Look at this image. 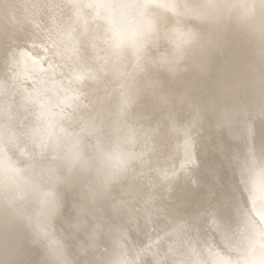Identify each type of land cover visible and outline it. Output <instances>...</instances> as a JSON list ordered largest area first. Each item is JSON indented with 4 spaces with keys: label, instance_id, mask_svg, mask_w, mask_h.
I'll return each mask as SVG.
<instances>
[{
    "label": "clouds",
    "instance_id": "9594fccd",
    "mask_svg": "<svg viewBox=\"0 0 264 264\" xmlns=\"http://www.w3.org/2000/svg\"><path fill=\"white\" fill-rule=\"evenodd\" d=\"M106 2L109 7L98 17L89 6L93 0H80L88 19L84 32L71 0H0V264H152L150 255H138L147 231L143 222L112 205L126 199L139 207L133 186L151 190L152 170L172 163L177 137L169 133L170 114L190 126L194 114L187 105H161L159 98L185 91L201 108L199 123L191 126L195 173L202 190L213 187L228 197V223L239 241L227 248L208 231L191 245L199 252V264H211L208 248L230 264H252L250 243L253 255L264 257V198L253 199L256 186H264V119L259 116L264 0H175V14L160 8L159 0ZM30 5L39 6V28L29 22ZM149 20L155 23L153 32L144 30ZM173 27L197 39L181 49ZM113 29L143 43L139 60L127 42L114 53ZM67 31L79 37V59L50 57L58 65L54 78L68 85L73 71L85 66L96 71V79L78 84L80 107L65 108L69 115L49 126L38 117L39 106L25 100V90L37 81L14 79L8 53L31 48L30 37L49 34L70 46L62 36ZM178 55L183 58L174 72L162 63ZM43 67L45 77L53 75ZM124 95L132 103L121 112ZM47 97L58 112L57 94ZM225 110L235 114L232 128L217 126ZM246 120L254 121L256 135L237 138L236 129ZM84 121H93L99 131L84 130ZM157 127L149 138V130ZM130 128L134 141L127 139ZM115 154L127 157L123 169ZM166 264L173 258L167 257Z\"/></svg>",
    "mask_w": 264,
    "mask_h": 264
},
{
    "label": "snow or ice",
    "instance_id": "6c2138e0",
    "mask_svg": "<svg viewBox=\"0 0 264 264\" xmlns=\"http://www.w3.org/2000/svg\"><path fill=\"white\" fill-rule=\"evenodd\" d=\"M70 6L75 9L81 29L88 30V19L80 11V0H71ZM95 7L99 17L102 10H106L109 5L106 0H93L89 5ZM32 10V15L28 17L29 22L39 28V20L36 17L35 9L38 5L27 6ZM159 7L166 12L177 13L175 0H159ZM145 31H155V23L151 20L146 21ZM172 33L182 39V44L178 45L182 49L184 45L195 42L196 35L191 32H184L182 28L173 27ZM63 39L71 41L63 45L51 39L50 34L47 39L29 38L31 48H21L12 50L8 53L9 65L16 69L14 79L19 77L32 78L37 81V86L31 90H25V100L30 104L39 106L37 113L39 118L44 119L49 126H52L57 118H62L69 113L65 108L77 109L82 101V93L78 84L84 80L96 79L94 69L81 66L76 68L70 78L68 85L54 78L55 68L58 65L50 57H60L68 61L76 62L79 59V37H73L71 31L62 34ZM129 43L135 50L138 60L143 54V43H137L134 36L128 37L124 33L113 29V38L110 46L114 53H118L121 46ZM51 44V47L49 46ZM34 49V50H33ZM182 55L175 57L174 61L164 59L162 63L169 66L171 71H175V64L182 60ZM51 69L53 75L45 77L43 73ZM53 92L58 96V112H53L48 105L47 93ZM132 103L130 95L121 98V112L128 108ZM159 103L168 105H187L193 112L192 125L199 123L201 108L193 93L185 91L182 94L164 93L159 98ZM259 116L264 119V102L259 108ZM236 117L231 111L225 110L217 122L218 127L232 128ZM190 125H181L170 114L169 133L177 137V142L173 148V155L169 157L171 164L165 163L157 166L154 171L156 180L150 181L151 190L143 185L133 186L136 198L140 206L136 207L126 199L113 201V208L117 212L127 210L131 219L143 222L144 239L141 241L142 247L138 255H150L153 258L152 264H166V258L172 257L173 264H199V252L191 245L194 242L207 236L208 231L215 233L220 242L227 248L238 244L231 226L228 223L229 203L225 194L217 192L213 187L202 190V179L195 173L197 167V157L194 141L191 135ZM83 129L95 133L99 129L93 121H84ZM63 131V130H61ZM157 128L149 130V138L155 135ZM237 138L243 136L251 139L256 135L254 121L246 120L242 126L236 129ZM182 137V139H180ZM136 132L129 129L127 139L134 141ZM145 153L136 154V158H142ZM113 158L112 156L109 157ZM118 166L123 169L126 159H121L120 154H115ZM264 198V186H256L253 199ZM151 226V227H149ZM243 235V234H242ZM247 239V237H243ZM207 255L211 264H230L228 257L221 255L212 248L207 249ZM259 259L264 264V257L257 258L253 255L251 243L249 244L248 260L256 264Z\"/></svg>",
    "mask_w": 264,
    "mask_h": 264
}]
</instances>
